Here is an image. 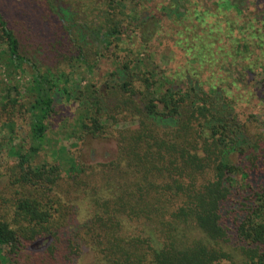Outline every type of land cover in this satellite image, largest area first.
I'll use <instances>...</instances> for the list:
<instances>
[{
	"label": "trees",
	"instance_id": "obj_1",
	"mask_svg": "<svg viewBox=\"0 0 264 264\" xmlns=\"http://www.w3.org/2000/svg\"><path fill=\"white\" fill-rule=\"evenodd\" d=\"M99 1L104 9L86 13L61 0H0V152L12 160L0 165V264H79L86 250L92 264H264V186L251 178L261 175L264 135L247 138L230 99L243 75L264 73V17L245 0H214L209 12L170 1L158 37L185 67L169 74L149 54L154 23L134 9L138 0ZM99 59L114 66L108 82L75 91L72 73L93 75ZM59 97L84 100L74 136L113 138V161L77 165L58 147L52 154L70 166L63 176L44 159ZM17 118L25 137L13 145ZM126 120L115 131L105 124ZM70 196L86 201L83 224L63 201ZM234 199L229 229L222 214Z\"/></svg>",
	"mask_w": 264,
	"mask_h": 264
},
{
	"label": "rangeland",
	"instance_id": "obj_2",
	"mask_svg": "<svg viewBox=\"0 0 264 264\" xmlns=\"http://www.w3.org/2000/svg\"><path fill=\"white\" fill-rule=\"evenodd\" d=\"M170 1L172 0H138V2H136L137 7H135L134 9L139 13H144L149 18L150 20L149 23L151 22L154 23L151 24V30L147 31L149 36L148 39L150 40L151 43L149 45V51H150L149 54H153V58H154L153 62L162 69H164L166 73L172 74L174 69L176 70V67L179 69H183L185 67L181 65L184 64V59L178 60L176 56L175 57L173 56L172 51L176 50L175 46L173 45L172 42H169V40H164V38L160 39V37L162 36L158 37V31H157V28L159 26V21H161L162 19L161 16L163 15L162 7H167L170 4ZM191 1L197 3L196 7H198L199 10H201L200 9L201 5L204 6L205 8L207 6L206 12L215 10V7L212 8V5L213 3L218 2V1L210 0V3L208 4L209 0H191ZM61 2L67 6H70L73 11L75 10L81 12L83 10L86 13L96 12V9L102 8V3H103L99 0H61ZM245 2H246L245 5L248 7V12L249 13L251 12L250 13L251 15L255 16L258 21L261 20L260 19L261 17L263 19L264 0H245ZM104 8L105 7H103L102 9ZM128 8H130V6ZM125 12L130 13V10H126ZM232 16L234 15L232 14ZM43 17H46V15L42 16V18ZM121 17L122 16H119V18ZM236 22L238 23L237 25L240 24V20H237ZM162 25H163V29L167 27L165 22ZM122 37H125V35ZM124 39H125V44H122L123 48H125L127 46V43L129 42L127 38ZM256 53L257 55H259L258 51ZM118 55L124 56L125 52H119ZM144 56H146V54ZM89 62L91 64L93 60H90ZM64 69L66 70V72H69V68L67 65L64 66ZM113 70H114V66L112 65L109 59L107 60L99 59L98 63L95 66L93 75H89L80 69L76 70L75 72L72 73L71 76L73 83L74 84L76 83L75 86H77L75 91H77L78 88H79L78 91H82L84 86L88 82H90L89 80L92 78L97 81V85H99V88L101 89L104 83L108 82L107 75ZM183 71L184 70L178 73V75L182 74ZM210 72H213L211 68L209 71L205 72L204 78H209ZM242 74L240 76H242ZM210 81L215 82L214 79ZM240 83H241L239 84L240 87H235V89L233 90L230 99H233L234 101L233 104L234 113L236 114L238 120H240L242 123H246L247 125L248 131H245L247 138L251 142H253L255 140L254 136L264 135V73H262L260 68H255L253 73L248 72L247 75L246 74L243 75V79L241 77ZM1 94L2 92H0V100L2 98ZM83 104H84L83 99L75 102H68L65 98L63 99V97L57 98L56 115L50 120L49 123V131L47 132V138L49 140V144L47 146L48 150L42 153V156L50 164H55V165H57L56 163H58V165L61 164V174L63 176L67 175L65 170L70 169V166L63 164L64 161H61V158H59L58 155L56 156V154L55 155L52 154L55 150L57 151L58 147H64L69 155L70 160L77 165L80 164V165L95 166L100 163H109L116 158L117 145L113 138L111 137L107 138L106 136L99 138H92L91 136L86 137V135H82L80 136V140H79L77 139L78 137L77 135L74 136L73 124L75 125V117L84 110ZM0 121L2 124L4 118H2ZM105 124L109 126L112 129V131H115L118 128L129 127L133 123H131L129 120H126V121H121L119 124H114L112 121L109 122L107 121L105 122ZM24 127L25 125H23L21 120H19L18 118L14 119L15 140L13 142V145L22 143L23 138L25 137ZM4 134H6V132L0 131V137H2ZM6 153L7 151H5V149L4 151L0 152V165L2 164V162L6 163L7 161L9 162L12 161L11 159L6 158L7 155ZM249 158L250 155H248V159L247 157H245L243 159V162L239 163V165L237 164L238 167L240 166V169H246V167H250L248 166L250 162L247 164L248 160L250 161ZM39 159L41 160V158ZM261 165L263 166L259 168V172H261L260 176L258 175L254 176V173H251V178L255 179V180L252 179L253 184L256 187L264 186V163L261 162ZM5 174L6 173L2 171L0 166V192L3 191V189H5L6 186ZM240 174L241 173L237 175L238 186L244 185V180L242 179V176H240ZM70 198L72 199V203L70 204L68 203V201H65L64 199L63 201L69 206L71 205L72 208L75 205L77 210L79 207V211H77L74 217L75 219H77L76 223L78 225L83 224L87 219V211L85 210V207L87 208V206L85 203H83L86 201L81 202V201L73 200L74 196H70ZM233 201L236 204L233 203L231 206L229 205L225 207L222 214L224 224L229 229L231 228L233 220L231 217L228 216V213L229 214L235 213L237 215V212L239 211V209L237 208L238 201L235 199ZM79 203H83L85 207L84 205L80 207ZM73 229L74 227H71L70 231H72ZM48 244H49L48 239L39 241L31 248V251H41ZM92 263H93L92 253L88 250L84 251L83 255L80 258L79 264H92Z\"/></svg>",
	"mask_w": 264,
	"mask_h": 264
}]
</instances>
